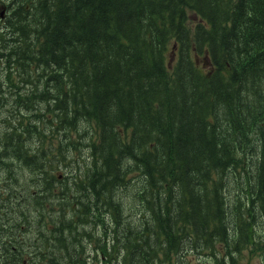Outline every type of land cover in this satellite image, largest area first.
<instances>
[{
  "label": "trees",
  "instance_id": "1",
  "mask_svg": "<svg viewBox=\"0 0 264 264\" xmlns=\"http://www.w3.org/2000/svg\"><path fill=\"white\" fill-rule=\"evenodd\" d=\"M0 7V264H85L65 240L91 203L131 264L264 258V0ZM104 183L133 188L138 225Z\"/></svg>",
  "mask_w": 264,
  "mask_h": 264
},
{
  "label": "rangeland",
  "instance_id": "2",
  "mask_svg": "<svg viewBox=\"0 0 264 264\" xmlns=\"http://www.w3.org/2000/svg\"><path fill=\"white\" fill-rule=\"evenodd\" d=\"M0 10H3L0 7ZM191 14V13H190ZM192 15V14H191ZM195 20V17H194ZM44 71H49L46 69H42ZM57 70V69H56ZM54 69H51V71H56ZM264 96V93H263ZM72 139H78L76 134H73ZM62 140L63 137H62ZM58 140H54V142H57ZM74 146L75 154L73 155H67L66 160L68 162V166H63V169L61 171L63 172H69L68 174H71L74 171V168L76 165H78V161H80L79 164H82L87 158L86 156V145L85 142L81 139L78 140V142L69 144V146ZM244 161H247L244 160ZM74 165V166H72ZM93 172V170L90 168L88 175H90ZM76 173H78V170H76ZM36 174L31 169H25L22 175V178L24 176L29 177V175ZM135 180L134 183H136L137 178L136 175L132 176L130 182ZM24 182V181H23ZM28 183V182H24ZM101 186V181H98ZM122 189V187L120 186ZM231 191H234L235 188L231 187ZM116 196H123V206L121 207V210L118 211V214L122 221L126 223H130L133 225H138L139 220L137 219V215L141 210H144V204L139 203L137 199H135V195L130 193V190L124 189L120 195H114ZM17 200L15 201V205L17 206ZM105 206V205H104ZM90 207V215L88 218L82 220L79 224L75 225V231L77 229L80 230L79 235L72 234L67 237L65 240V244L69 243L68 240L72 239V243L70 245L72 246H78L79 249H81L80 255L81 262H84L85 264H131V262L128 260V254L125 255V257L121 260H119L118 256V249L113 248L115 244H112L111 240L115 239L114 233H112V221L110 220L111 213L106 210V207H96L95 203H91ZM145 211V210H144ZM73 213H71V217H73ZM108 215V216H107ZM24 231V229H23ZM85 232H89L90 235H86ZM110 232V233H109ZM5 232L0 233L1 236H5ZM25 234V231H24ZM26 235V234H25ZM26 241H35L36 236L34 232H30L26 235ZM58 253V252H57ZM117 254V255H116ZM198 257L193 254L189 256V261L186 262V264H198ZM205 258V257H203ZM44 260H46V257H43ZM201 260V259H200ZM206 262V261H204ZM161 264V263H159ZM164 264H170L169 259L165 260ZM174 264V263H173ZM181 264V263H178ZM238 264H264V258L258 251L250 252L249 250L246 251V253L243 255V258L239 259Z\"/></svg>",
  "mask_w": 264,
  "mask_h": 264
},
{
  "label": "bare ground",
  "instance_id": "3",
  "mask_svg": "<svg viewBox=\"0 0 264 264\" xmlns=\"http://www.w3.org/2000/svg\"><path fill=\"white\" fill-rule=\"evenodd\" d=\"M237 60V59H236ZM93 171H94V169L93 168H91ZM34 172V171H33ZM98 182V181H97ZM104 189L103 190H105V194H104V196L105 197H108V199H111V202L114 204L115 203V201L117 200V202H120V205L122 206V199H123V196H114V195H112L111 194V196H108L107 195V192H106V186H105V183H104ZM124 189H128V190H130V193H133L134 191H133V188L131 187V188H128V187H126V188H124Z\"/></svg>",
  "mask_w": 264,
  "mask_h": 264
}]
</instances>
